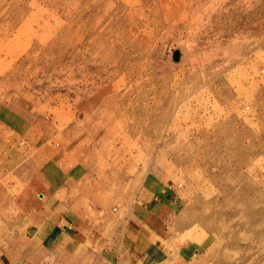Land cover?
Masks as SVG:
<instances>
[{
	"label": "rangeland",
	"instance_id": "374dc122",
	"mask_svg": "<svg viewBox=\"0 0 264 264\" xmlns=\"http://www.w3.org/2000/svg\"><path fill=\"white\" fill-rule=\"evenodd\" d=\"M148 177L166 251L264 264V0H0V243L26 193L109 236Z\"/></svg>",
	"mask_w": 264,
	"mask_h": 264
},
{
	"label": "crops",
	"instance_id": "0c3cea01",
	"mask_svg": "<svg viewBox=\"0 0 264 264\" xmlns=\"http://www.w3.org/2000/svg\"><path fill=\"white\" fill-rule=\"evenodd\" d=\"M72 180L73 171H68L67 175L61 173L53 185L57 191H68ZM176 190L172 184L165 186L157 178L148 177L130 213L114 223L109 236L102 232L107 223L94 225L86 218L58 211L46 221L41 213L45 212L47 193H26L16 206L25 212L27 220L18 236L0 243V264H188L199 256L198 250L186 246L169 253L162 245L168 239L164 215L174 212L179 204ZM5 200L0 197V209Z\"/></svg>",
	"mask_w": 264,
	"mask_h": 264
},
{
	"label": "water",
	"instance_id": "95a60500",
	"mask_svg": "<svg viewBox=\"0 0 264 264\" xmlns=\"http://www.w3.org/2000/svg\"><path fill=\"white\" fill-rule=\"evenodd\" d=\"M179 56H180V54L178 52H176L174 54V56H173L174 57V60L177 61L179 59Z\"/></svg>",
	"mask_w": 264,
	"mask_h": 264
},
{
	"label": "bare ground",
	"instance_id": "6f19581e",
	"mask_svg": "<svg viewBox=\"0 0 264 264\" xmlns=\"http://www.w3.org/2000/svg\"><path fill=\"white\" fill-rule=\"evenodd\" d=\"M187 14V13H186ZM119 127V126H118Z\"/></svg>",
	"mask_w": 264,
	"mask_h": 264
}]
</instances>
